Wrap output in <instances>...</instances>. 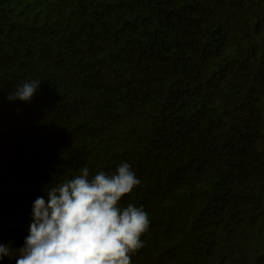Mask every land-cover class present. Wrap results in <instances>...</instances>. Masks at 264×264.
<instances>
[{
    "label": "trees",
    "instance_id": "16d2710c",
    "mask_svg": "<svg viewBox=\"0 0 264 264\" xmlns=\"http://www.w3.org/2000/svg\"><path fill=\"white\" fill-rule=\"evenodd\" d=\"M124 162L150 220L132 264H264V0H0V244Z\"/></svg>",
    "mask_w": 264,
    "mask_h": 264
},
{
    "label": "clouds",
    "instance_id": "9594fccd",
    "mask_svg": "<svg viewBox=\"0 0 264 264\" xmlns=\"http://www.w3.org/2000/svg\"><path fill=\"white\" fill-rule=\"evenodd\" d=\"M41 82H24L10 101L31 102ZM140 183L131 166L90 175L87 166L74 178L51 187L32 205L21 247L0 244V261L14 264H132L143 247L150 220L143 207L121 206L122 197Z\"/></svg>",
    "mask_w": 264,
    "mask_h": 264
}]
</instances>
